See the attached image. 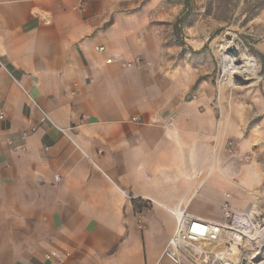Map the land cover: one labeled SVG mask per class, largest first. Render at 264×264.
<instances>
[{"label":"crops","instance_id":"obj_1","mask_svg":"<svg viewBox=\"0 0 264 264\" xmlns=\"http://www.w3.org/2000/svg\"><path fill=\"white\" fill-rule=\"evenodd\" d=\"M163 6L0 0V264H174L171 210L255 206L197 52L212 60L171 43Z\"/></svg>","mask_w":264,"mask_h":264},{"label":"rangeland","instance_id":"obj_2","mask_svg":"<svg viewBox=\"0 0 264 264\" xmlns=\"http://www.w3.org/2000/svg\"><path fill=\"white\" fill-rule=\"evenodd\" d=\"M163 3L165 34L173 35V24L188 8L189 15L181 23L180 34L171 43L190 50L207 51L212 68L197 52L209 77V86L219 110V118L227 122L223 151L231 168L244 176L245 186L253 196L252 208L257 209L258 222L264 223V0H159ZM176 34V33H175ZM228 34L237 44L247 48L258 63L259 78L235 80L231 85L222 72L221 52ZM240 40V41H239ZM190 46L188 48V46ZM226 77V78H225ZM224 78V79H223ZM256 79V80H255ZM251 81V82H250ZM221 118V119H222ZM225 118V119H224ZM259 180V181H258ZM251 184H255L252 185ZM151 221L163 222L156 212ZM264 225V224H263ZM264 248L259 256H263Z\"/></svg>","mask_w":264,"mask_h":264},{"label":"built area","instance_id":"obj_3","mask_svg":"<svg viewBox=\"0 0 264 264\" xmlns=\"http://www.w3.org/2000/svg\"><path fill=\"white\" fill-rule=\"evenodd\" d=\"M0 68L12 75L1 57ZM32 101L45 121L48 114L33 98ZM4 116V111L0 110V119ZM56 179L59 181L60 178ZM230 198L231 195L226 194L221 220L198 217L185 208L171 210L176 226L162 258H169L174 264H241L246 258L247 264H253L250 257L259 256L263 249L260 247L263 229L259 226V217L249 208L241 213L232 211Z\"/></svg>","mask_w":264,"mask_h":264},{"label":"bare ground","instance_id":"obj_4","mask_svg":"<svg viewBox=\"0 0 264 264\" xmlns=\"http://www.w3.org/2000/svg\"><path fill=\"white\" fill-rule=\"evenodd\" d=\"M228 41L221 52L222 72L227 76L228 85H231L235 80H244L250 77L259 78L258 63L247 48L240 47L236 42V37L228 34ZM240 41V40H239ZM226 78V77H225ZM224 79V78H223ZM256 80V79H255ZM251 82V81H250ZM249 209L257 216V209L248 206ZM264 223L259 226L263 229V236L260 241V247L264 248ZM235 251H238L235 248ZM264 254V252H263ZM253 264H264V255L251 256Z\"/></svg>","mask_w":264,"mask_h":264},{"label":"trees","instance_id":"obj_5","mask_svg":"<svg viewBox=\"0 0 264 264\" xmlns=\"http://www.w3.org/2000/svg\"><path fill=\"white\" fill-rule=\"evenodd\" d=\"M188 15H189V9L187 8L186 11L174 22L173 28L177 36L180 34L181 23L184 22V20L188 17ZM260 58L264 64V54H260Z\"/></svg>","mask_w":264,"mask_h":264},{"label":"water","instance_id":"obj_6","mask_svg":"<svg viewBox=\"0 0 264 264\" xmlns=\"http://www.w3.org/2000/svg\"><path fill=\"white\" fill-rule=\"evenodd\" d=\"M241 264H247V259L243 258Z\"/></svg>","mask_w":264,"mask_h":264}]
</instances>
